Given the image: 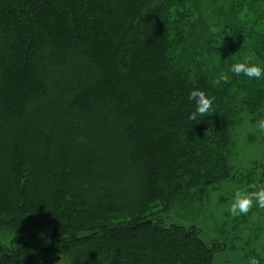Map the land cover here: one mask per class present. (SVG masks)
Here are the masks:
<instances>
[{
  "label": "trees",
  "instance_id": "16d2710c",
  "mask_svg": "<svg viewBox=\"0 0 264 264\" xmlns=\"http://www.w3.org/2000/svg\"><path fill=\"white\" fill-rule=\"evenodd\" d=\"M210 3L197 45L189 0H0V264H215L161 214L227 180L263 113L264 81H215L264 63V0ZM193 88L217 111L191 124Z\"/></svg>",
  "mask_w": 264,
  "mask_h": 264
},
{
  "label": "rangeland",
  "instance_id": "374dc122",
  "mask_svg": "<svg viewBox=\"0 0 264 264\" xmlns=\"http://www.w3.org/2000/svg\"><path fill=\"white\" fill-rule=\"evenodd\" d=\"M189 1L195 25L192 39L200 45L215 31L216 18L210 0ZM253 116L242 115L230 129L233 144L230 177L202 194L185 197L161 214L164 225H192L200 229L204 243L217 242L220 251L214 257L215 264H244L246 254H256L264 261V209L253 206L247 215L239 217H232L227 211L236 188L264 184V133L253 128ZM262 116L264 110L259 117ZM10 236L4 234V242Z\"/></svg>",
  "mask_w": 264,
  "mask_h": 264
},
{
  "label": "clouds",
  "instance_id": "9594fccd",
  "mask_svg": "<svg viewBox=\"0 0 264 264\" xmlns=\"http://www.w3.org/2000/svg\"><path fill=\"white\" fill-rule=\"evenodd\" d=\"M229 73L236 76L243 74L250 80L264 81V63L260 61L253 62L249 57H246L243 61L233 62L226 71L219 73L215 83H227L231 79ZM215 99V96L200 88H193L188 93L187 100L192 105V110L188 113L187 119L191 124L217 111L214 107ZM253 128L258 133H264V116L255 121ZM253 206L264 209V184L251 183L247 187L236 188L231 196L227 211L232 217H239L247 215ZM244 264H261V258L257 255H250L246 258Z\"/></svg>",
  "mask_w": 264,
  "mask_h": 264
}]
</instances>
